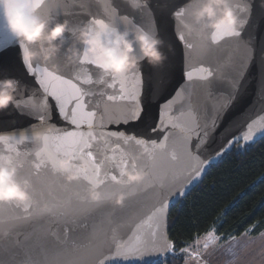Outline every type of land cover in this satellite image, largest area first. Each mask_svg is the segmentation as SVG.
<instances>
[{
    "label": "water",
    "instance_id": "95a60500",
    "mask_svg": "<svg viewBox=\"0 0 264 264\" xmlns=\"http://www.w3.org/2000/svg\"><path fill=\"white\" fill-rule=\"evenodd\" d=\"M185 3L187 0H149L151 11H133L123 0H111V5L102 4L99 0H58L55 5L60 13L59 19H68L71 24L90 19L107 20L113 16L115 8L117 17L127 15L135 24L151 27L154 22L166 41L162 51L168 58L163 65L153 68L144 62L141 66L140 74L144 80L165 81L155 94L141 92L139 103L144 110L143 120L129 119L125 122L123 116L132 106L131 102L107 101L106 95L113 94V89L99 84L84 85L89 92L85 96L88 110L97 112L92 131L108 141L107 148L103 140L94 142L92 151L98 161L105 154L112 155L109 149L120 143L129 166L135 160L138 169L150 171L151 162L143 150L134 143L123 144L112 136L113 133L135 135L149 143L159 142L168 136V150L175 149L178 156V160L173 162L166 153H158L156 169L168 171L163 187L141 185L134 196L125 199L123 206L115 204V194L127 192V189L112 182H106L97 189L102 196L97 203L90 201L92 186L83 178L66 182L62 175L53 173L50 165L41 167L38 172L34 168L37 162L35 152L42 147V141L33 139L36 134L54 135L53 130L76 129L61 115L54 99L48 97L47 105L43 103L44 93L37 76L31 74L22 62L16 37L0 20V49L5 50L0 55V79L15 78L26 85L21 100L30 105L27 109L18 110L10 106L0 111V134L17 138L27 135L28 139L18 146L21 151L18 159L23 164L20 175L31 180L37 193H43V196H36L29 213H25L22 207L0 205V221H3L0 223V264H98L101 259L106 264H154L166 257L171 248L142 258H113L109 255L113 249V230L119 238H127L154 207L166 202L160 243L167 241L172 245L168 233L172 206L186 198L201 183L210 166L231 151L236 143L252 145L264 138V131H256L252 140L238 139L227 148L228 141L241 137L247 132L249 123L264 116V0H251L248 23L240 37H224L214 45L205 44L196 50L187 49L185 42L179 39L183 29L173 18L174 11ZM71 44L72 38L69 37L54 61H35L34 66H46L65 76L76 73L82 78L91 71L93 79H97L99 70L96 67L67 60L65 51ZM168 44L174 51L168 50ZM201 67L210 70L212 75L200 79L201 75H206L197 71ZM189 71L194 74L192 80L188 79ZM107 81L111 82L110 79ZM28 95L33 97L31 101L27 99ZM162 112L171 115L184 131L171 126L162 127ZM260 124L264 121L254 127L258 129ZM79 130L89 131L87 125H82ZM186 133H190V138ZM201 141V158H210L211 163L197 178L194 174L189 175L194 161L185 149L192 147L195 150V145ZM216 151H223V154L217 157ZM105 171L118 175V170L107 162L102 175ZM54 205L58 207L44 211L46 206Z\"/></svg>",
    "mask_w": 264,
    "mask_h": 264
},
{
    "label": "clouds",
    "instance_id": "9594fccd",
    "mask_svg": "<svg viewBox=\"0 0 264 264\" xmlns=\"http://www.w3.org/2000/svg\"><path fill=\"white\" fill-rule=\"evenodd\" d=\"M99 2L111 5V0ZM123 2L133 11H151L149 0ZM57 3L58 0H0V20L16 37L24 64L54 61L69 37L72 44L65 51L67 60L72 63L96 58L94 67L99 70L98 82L124 73H140L144 62L157 68L167 60L162 51L166 41L154 22L151 27L135 24L127 15L117 17L118 10L113 8V16L107 20L96 19L100 22L94 23V19H90L71 24L68 19H59ZM250 10L251 0H187L174 11L173 18L182 26L181 34L192 44L191 50H196L205 44H216L214 35L218 33H223V38L241 36ZM168 50L174 51L171 44H168ZM53 68H56L55 64ZM157 83L162 88L165 81L161 79ZM26 87L15 78L0 79V111L10 106L18 110L29 108L30 105L21 100ZM27 99L31 101L33 97L28 95ZM42 136L36 134L33 139L39 142ZM27 139V135L17 138L0 134V205H23L31 199L32 182L20 175L23 164L18 159L21 155L18 146ZM75 166L71 158H61L53 173L59 172L66 182H72L77 179L71 171ZM146 175L142 169L130 170L126 173V180L129 185H138ZM127 197V192H117L114 202L121 205ZM89 199L92 202L102 199L95 186L89 190Z\"/></svg>",
    "mask_w": 264,
    "mask_h": 264
},
{
    "label": "snow or ice",
    "instance_id": "6c2138e0",
    "mask_svg": "<svg viewBox=\"0 0 264 264\" xmlns=\"http://www.w3.org/2000/svg\"><path fill=\"white\" fill-rule=\"evenodd\" d=\"M94 23H99V20L94 19ZM223 33H218L214 35V41L219 42L223 39ZM240 37V36H236ZM179 39L185 42L187 49H192V44L187 42L185 36L180 34ZM5 52L4 49H0V55ZM81 65H92L96 63V58H88L87 60H81L79 62ZM28 71L37 76L38 83L40 84L43 93L44 100L43 103L47 105V98L51 97L56 101V106L58 107L61 115L71 124L75 126L76 130L55 132L54 135L45 134L42 136V147L35 152V157L37 162L34 164V168L37 170L41 167H47L50 165L52 171L56 166V163L61 158H71L76 166L71 169L72 172L76 174L77 179L83 178L91 186H95L97 189L105 184L106 182H112L121 188H126L128 196H134L141 185H146L147 187L159 186L163 187L164 181L168 178L167 170H157L156 160L158 153H166L167 158L173 162L178 160L177 153L175 149L171 151L168 150V136H164L163 140L151 141L150 143L143 138L133 136H127L124 134L113 133L118 141L123 144H135L143 150V153L147 156L148 160L151 162L150 171H145L147 175L141 184L129 185L126 180V173L129 171L141 170L137 168L135 160L129 166V161L127 155L122 148L120 143H117L114 147H111L112 155L105 154L103 159L97 160V157L92 151L94 147V142L103 140L106 148L108 146V141L106 138L97 137L92 131L94 128V121L97 117V112L94 110H88V105L85 101V96L89 95V92L85 90L84 85L99 84L106 86L107 88L113 89V94H107L106 99L109 102L116 101H130L131 107L127 109L126 114L123 116L125 122L127 120H143L144 110L141 108L139 103V98L141 92L147 95H152L160 90V86L155 81H146L142 78L139 72H131L121 74L119 77L111 79V82L107 80L103 82H98L97 79H93L91 71L86 78H82L76 73L71 76H65L63 73L58 71L50 70L48 67H38L34 66L32 63H25ZM199 73L206 74L201 75L200 79H206L208 76L212 75V72L203 67L197 70ZM193 72L189 71L187 73L188 79H193ZM117 85L119 86L117 89ZM101 95H105L101 92ZM183 115V113L181 114ZM43 119V117H41ZM103 120V116H101ZM260 121H264V116L258 117L257 120L249 123L247 125V132H245L239 138H233L227 142V148H230L233 143L238 142V139H242L248 142L253 139L256 131H264V124H260L257 129L254 127ZM82 125H87L89 131H80ZM161 126L173 128H181L182 126L178 124L171 115L162 112L161 113ZM190 138V133H186ZM203 141L195 145V150L192 147H186L185 151L189 157L194 161L193 167L189 171V175L194 174L197 178L201 175V172L205 166L211 163L210 158H201L200 150ZM224 151L227 150L223 145L221 146ZM117 154L119 159H117ZM223 151H216L215 155L221 156ZM110 163L118 170V175L105 171L102 175V169L105 163ZM143 170V169H142ZM144 171V170H143ZM54 174H59L55 172ZM175 175V173H173ZM37 195L43 196V193H37L35 189L32 190L31 199L26 201L23 205H14L17 208H23L25 213H29V209L35 202ZM100 201H97V203ZM124 203V202H123ZM123 203L121 206H123ZM58 206L44 208V211H52ZM167 212V203L162 202L158 206L154 207L147 216L138 222L133 231L127 236V238H119L115 235L116 230H113V249L110 251L109 255L113 258L120 257L127 259L129 257L142 258L144 255L151 254L153 252H159L162 250H168L172 247L170 242L160 243L162 238L160 228L162 217ZM19 218V217H17ZM3 221H0L2 223ZM219 237L216 236L214 229L209 230L205 233L203 247L207 249L210 244L218 242ZM198 255V253H195ZM98 264H106L104 259H101Z\"/></svg>",
    "mask_w": 264,
    "mask_h": 264
},
{
    "label": "trees",
    "instance_id": "16d2710c",
    "mask_svg": "<svg viewBox=\"0 0 264 264\" xmlns=\"http://www.w3.org/2000/svg\"><path fill=\"white\" fill-rule=\"evenodd\" d=\"M212 229L224 240L264 231V138L235 144L172 206L168 233L173 252L154 264H184L177 253Z\"/></svg>",
    "mask_w": 264,
    "mask_h": 264
},
{
    "label": "rangeland",
    "instance_id": "374dc122",
    "mask_svg": "<svg viewBox=\"0 0 264 264\" xmlns=\"http://www.w3.org/2000/svg\"><path fill=\"white\" fill-rule=\"evenodd\" d=\"M204 237L205 235L195 239L193 243L188 244L185 249L177 253L184 257V264H223V262L224 264H236L234 258L237 254V250L240 249L242 245L248 243V241L243 240L241 242L243 244L239 245L238 240H224L218 236V242L210 244V246L205 249L203 247L205 242ZM171 252H173L172 247L169 254ZM195 253H198V255L194 256Z\"/></svg>",
    "mask_w": 264,
    "mask_h": 264
},
{
    "label": "crops",
    "instance_id": "0c3cea01",
    "mask_svg": "<svg viewBox=\"0 0 264 264\" xmlns=\"http://www.w3.org/2000/svg\"><path fill=\"white\" fill-rule=\"evenodd\" d=\"M233 239L238 240L239 245L243 244V240L248 241L237 250L234 258L236 264H264V231L258 235L246 232L239 237L230 238Z\"/></svg>",
    "mask_w": 264,
    "mask_h": 264
}]
</instances>
